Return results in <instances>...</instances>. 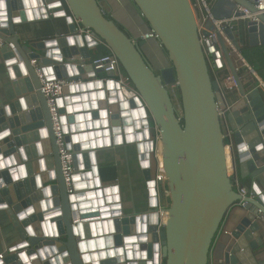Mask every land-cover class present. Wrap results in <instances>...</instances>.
<instances>
[{
    "label": "water",
    "instance_id": "water-1",
    "mask_svg": "<svg viewBox=\"0 0 264 264\" xmlns=\"http://www.w3.org/2000/svg\"><path fill=\"white\" fill-rule=\"evenodd\" d=\"M103 1L109 5L108 0H0V37L6 42L0 49V221L6 213L18 235L8 249L10 242L3 243L7 255L0 264H264V98L259 89L249 90L221 36L220 46L208 50L236 88L215 79L191 0H131L167 54L169 66L159 70L135 41L139 35L132 36ZM237 3L255 11L247 0H217L212 12L227 18ZM60 17L67 33L37 43L21 41L18 26ZM259 18V26L250 23L244 32L252 47L264 46V14ZM78 24L105 41L138 95L121 91L112 72L88 62L89 48L98 42L79 34ZM207 26L212 28L210 21ZM225 31L237 43L232 30ZM33 59L49 78L58 74L77 82L58 99L74 154V194L67 190ZM219 110L226 112L232 131L237 175L251 180L250 186L241 184L253 196L245 198V207L238 205L242 195L228 175ZM152 122L161 135L170 199L169 217L160 228ZM129 144L143 170L148 209L125 214L120 186L104 184L99 152L126 151Z\"/></svg>",
    "mask_w": 264,
    "mask_h": 264
},
{
    "label": "built area",
    "instance_id": "built-area-1",
    "mask_svg": "<svg viewBox=\"0 0 264 264\" xmlns=\"http://www.w3.org/2000/svg\"><path fill=\"white\" fill-rule=\"evenodd\" d=\"M217 0H191L193 9L197 16V25L198 32L200 35L201 44L203 46L204 52L208 58L209 65L212 69L215 79L219 81L226 82L227 87L230 89L236 88V83L233 77L229 74L227 68L219 67L221 70L226 71V74H216L213 69L212 61L213 58L208 50V47H219V36H221L228 48L230 49L233 61L235 66L242 74V69H247V74L251 76V78H256L259 82V85L264 89V81L259 77L258 73L251 66V64L244 57L241 47V40L243 36H245L244 32L250 23H256L258 26L261 23L259 16L264 14V0H247L249 3H252L255 7V11H251L245 5L237 3L231 15L227 18L219 19L216 18L212 12L213 6ZM210 21L212 28L207 26V22ZM226 28L232 30L235 40L230 39L225 31ZM77 31L81 35H87L89 37L94 38L98 45H103L108 48L107 44L104 40L98 38L95 32L90 28H83L80 24H78ZM204 31H207L208 34H203ZM151 39H158L157 34L153 29H149L145 32H142L138 37L135 38L136 42L140 41H148ZM6 42L0 37V49L5 46ZM215 62V61H214ZM89 63L94 65L95 69L102 70L106 73L112 72L114 74L113 80L118 84L119 89L123 92H129L134 95H138V92L134 88L131 83L129 76L126 74L123 69L119 59L116 55H114L111 51L109 53L101 55L96 58H91ZM32 64L35 67L36 73L39 77L41 83V89L44 93L47 104L49 106V111L51 114V120L53 123V128L56 137V143L59 150L60 160L63 175L65 178L67 190L69 194H74V175L76 174V168L74 165V154L72 149H70L67 145L66 136L63 130L62 122H61V114L58 106V99L63 97L64 88L69 85L76 84L77 82L67 81L65 78H49L46 73L38 66L37 59L32 60ZM258 85V86H259ZM125 100H128L125 95ZM220 119L222 121V127L225 135V152H226V161H227V169L228 175L231 178L232 185L234 187L239 188V193L242 195V199L238 201V205L245 207L247 205V201L245 198H252L250 192L245 188L241 187L242 180L237 175L236 168V157L234 152V141L232 137V131L229 129L227 120H226V112L219 110ZM151 138L154 140L155 149L153 152V158L158 163V168L154 175V179L156 181L157 192L159 196V213H163L167 211V206H163L161 203V194L166 193L164 189V184L167 182V177L164 175V167H163V159H161V135L159 128L156 124L153 123L151 125ZM229 163V164H228ZM164 189V190H163ZM261 213V210H259ZM167 218L160 216L158 227L166 224ZM4 258V254H0V259ZM162 264V263H161Z\"/></svg>",
    "mask_w": 264,
    "mask_h": 264
},
{
    "label": "crops",
    "instance_id": "crops-1",
    "mask_svg": "<svg viewBox=\"0 0 264 264\" xmlns=\"http://www.w3.org/2000/svg\"><path fill=\"white\" fill-rule=\"evenodd\" d=\"M108 2L111 9L108 3L103 1L105 10L111 12V16L121 23L132 36L140 35L142 32L150 29L149 26H145L138 18V12L135 10L130 0H108ZM17 30L21 41L25 44H29L55 38L58 34H65L69 31V28L65 18L60 17L54 18L53 20L28 22L18 26ZM139 44L147 60L156 70L169 66L168 58L165 56L163 57V50L155 41L154 43L140 41ZM106 49L107 48L103 45L89 48L91 58L93 59L103 55ZM212 66L218 75L224 71L221 70L214 61H212ZM243 78L249 90L259 89L260 95L264 98V89L259 85L258 80L251 78L247 73H244ZM151 125L153 126V122ZM99 162L105 174L103 176V173L101 174L104 184L120 186V195L122 196L120 202L123 207V213H131L133 209L137 211H145L148 209V195L144 185L145 183L143 182V170L139 164L134 146L129 144L128 150L126 151L124 147L103 150L99 152ZM110 167L114 169V177L109 174L108 168ZM155 169L156 168H152L153 176L156 173ZM243 181L250 186V179H244ZM17 238L16 229L5 213L3 219L0 221V241L2 243L0 246V254L3 253L4 257L7 255V250L3 246L4 242L5 245L8 241L10 242L6 245L8 249L15 244L14 240ZM261 258H264V255Z\"/></svg>",
    "mask_w": 264,
    "mask_h": 264
},
{
    "label": "rangeland",
    "instance_id": "rangeland-1",
    "mask_svg": "<svg viewBox=\"0 0 264 264\" xmlns=\"http://www.w3.org/2000/svg\"><path fill=\"white\" fill-rule=\"evenodd\" d=\"M131 1V0H130ZM132 2V1H131ZM133 3V7L135 8V10H137L138 12V18L142 21V23L145 25V26H148V23L146 22V20L144 19V17L142 16V14L140 13V11L137 9L136 5ZM105 4L103 3V6ZM145 32V31H144ZM154 41L160 45L161 47V44L160 42L158 41V39H151V40H148L147 42H153ZM241 43H242V47H241V50L243 52V55L244 57L246 58L247 61H249L251 63V66L253 68H255L258 72V70L260 69V65H261V61L260 60H257V57H256V53H260L261 55L263 54L264 55V46H256V47H252L250 46L248 43L246 44V41L244 40H241ZM162 49V47H161ZM164 54V55H163ZM163 57L165 56L167 58V54L165 52L162 53ZM263 63V62H262ZM263 66V65H262ZM263 73H264V66L261 68ZM242 75H244V73H248L247 72V69H242ZM259 76L264 80V78L262 77L260 71L258 72ZM253 79L257 80L256 78L253 77ZM173 89V88H171ZM175 89V92H176V95H174V104L176 106V108L178 109L179 112H181V106H180V97H179V94H178V90L176 88ZM162 154V153H161ZM158 168V163L156 161V170ZM164 189L166 190V193H162V191L160 192L161 194V203L163 206H169V203H170V199H169V187H168V180L167 182H165L164 184ZM163 189V190H164ZM1 243V241H0ZM2 245V243L0 244V246Z\"/></svg>",
    "mask_w": 264,
    "mask_h": 264
},
{
    "label": "trees",
    "instance_id": "trees-1",
    "mask_svg": "<svg viewBox=\"0 0 264 264\" xmlns=\"http://www.w3.org/2000/svg\"><path fill=\"white\" fill-rule=\"evenodd\" d=\"M242 40L246 41V44L248 43V39H247L246 36H243V39H242ZM109 51H110V50L107 48L106 51L103 52V55L109 53ZM242 53H243V52H242ZM256 57H257V60H260V61H261L260 69L258 70V72L260 71L262 77L264 78V73H263V71H262V69H261V68L264 66V55H263V54L261 55V54L258 52V53H256ZM248 62H249V61H248ZM262 62H263V63H262ZM249 63H250V62H249ZM250 64H251V63H250ZM262 65H263V66H262ZM254 69H255V68H254ZM210 70H211L212 75L214 76L211 67H210ZM255 71L257 72L256 69H255ZM258 72H257V73H258ZM223 74H226V72L224 71ZM258 74H259V73H258ZM152 167H153V168H156V160H155L154 158H153V166H152ZM108 170H109V174H110L112 177H114V174H113L114 169H113L112 167H110V168H108ZM155 170H156V169H155ZM153 172H154V171H153ZM102 173H103V174H102ZM101 174H102V176L105 175L103 169H101ZM145 188H146V187H145ZM146 190H147V189H146Z\"/></svg>",
    "mask_w": 264,
    "mask_h": 264
},
{
    "label": "bare ground",
    "instance_id": "bare-ground-1",
    "mask_svg": "<svg viewBox=\"0 0 264 264\" xmlns=\"http://www.w3.org/2000/svg\"><path fill=\"white\" fill-rule=\"evenodd\" d=\"M160 148H161V152H160V154H161V159H163V149H162V144H160ZM163 161V160H162ZM229 164V163H228ZM164 175L166 176V174H165V172H164ZM94 183V182H93ZM115 208H117V206L115 205ZM160 216H162V217H164V218H168L169 217V213L168 212H166V211H164L162 214L161 213H159V218H160ZM4 259V258H3Z\"/></svg>",
    "mask_w": 264,
    "mask_h": 264
}]
</instances>
